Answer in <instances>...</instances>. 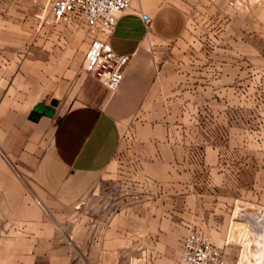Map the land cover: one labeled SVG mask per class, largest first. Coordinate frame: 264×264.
Listing matches in <instances>:
<instances>
[{"label":"crops","instance_id":"obj_1","mask_svg":"<svg viewBox=\"0 0 264 264\" xmlns=\"http://www.w3.org/2000/svg\"><path fill=\"white\" fill-rule=\"evenodd\" d=\"M42 1L0 0V264H181L167 261L166 248L193 228L217 241L228 264H245L236 261L230 239L232 227L236 233L245 222L230 211L246 202L264 205L261 190L255 185L246 199L244 186L223 181L214 152L204 169L185 165L187 152L166 150L164 137L145 140L153 150L143 154L140 213L127 205L124 215L95 217L93 234L84 228L75 247L54 213L96 191L126 124L159 93L169 51L183 43L191 17L218 30L242 32L248 22L262 32L264 0H131L106 35L114 50L132 54L115 91L83 67L91 38L86 23L39 21ZM197 59L189 63H208ZM206 69H190L189 77L208 78ZM199 171L219 175L221 183H204ZM244 235L256 239L254 232Z\"/></svg>","mask_w":264,"mask_h":264},{"label":"rangeland","instance_id":"obj_2","mask_svg":"<svg viewBox=\"0 0 264 264\" xmlns=\"http://www.w3.org/2000/svg\"><path fill=\"white\" fill-rule=\"evenodd\" d=\"M48 9L47 0L39 4V21L62 22L50 19ZM201 19L192 16L182 37L183 43L171 47L166 78L158 80L159 93L152 95L150 103L126 124L114 162L105 170L96 191L81 203L63 205L55 211V222L69 238L72 247L76 246L79 232L84 228L93 234L94 224L99 220L95 217L120 212L124 215L127 205L135 214L140 213L142 195L147 193L144 191L147 179L142 173L143 154L153 150L145 141L148 136L154 139L164 137L169 146L166 150L187 152L185 165L199 169L209 166L208 153L214 152L215 166L220 171L223 169L224 182L244 186L246 199L253 198L256 185L264 201V31H254L248 22L242 32L218 30L207 26ZM192 57L193 62L195 57L199 60L207 57L208 63H189ZM206 65L208 78L200 72L197 73L198 79L189 77L190 69L203 71ZM184 70L186 77L180 78L179 73ZM225 72L229 78H222L221 74ZM224 88L229 91L225 92ZM199 179L215 184L222 180L215 173L205 175L200 171ZM230 213H233L234 220L245 222L236 233V228L232 227L230 239L238 246L236 261L264 263V257L259 262L257 256L264 246L257 239L251 240L244 235V232L253 231L254 217H261L263 222L264 205L246 202ZM198 231L222 250L216 240ZM184 236L166 248L167 261L181 263L177 254L180 241L182 252ZM167 241L173 244V240ZM247 248L250 251L247 252Z\"/></svg>","mask_w":264,"mask_h":264},{"label":"built area","instance_id":"obj_3","mask_svg":"<svg viewBox=\"0 0 264 264\" xmlns=\"http://www.w3.org/2000/svg\"><path fill=\"white\" fill-rule=\"evenodd\" d=\"M50 19L66 22L83 20L91 35L83 67L109 90L115 91L132 58L130 53L113 49L106 35L114 28L118 15L131 0H47ZM254 217V238L264 241V220ZM181 264H228L220 248L204 234L189 231L182 241Z\"/></svg>","mask_w":264,"mask_h":264},{"label":"bare ground","instance_id":"obj_4","mask_svg":"<svg viewBox=\"0 0 264 264\" xmlns=\"http://www.w3.org/2000/svg\"><path fill=\"white\" fill-rule=\"evenodd\" d=\"M258 243L262 246H264V241L263 240H258ZM258 258H259V262H262V259L264 257V250H261L258 254H257Z\"/></svg>","mask_w":264,"mask_h":264},{"label":"water","instance_id":"obj_5","mask_svg":"<svg viewBox=\"0 0 264 264\" xmlns=\"http://www.w3.org/2000/svg\"><path fill=\"white\" fill-rule=\"evenodd\" d=\"M42 109H43L42 104H39V105H37V106L35 107V112H36V113H39V112L42 111Z\"/></svg>","mask_w":264,"mask_h":264}]
</instances>
